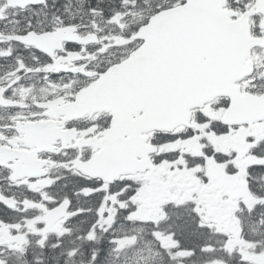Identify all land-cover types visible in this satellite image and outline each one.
Segmentation results:
<instances>
[{
    "label": "snow or ice",
    "instance_id": "6c2138e0",
    "mask_svg": "<svg viewBox=\"0 0 264 264\" xmlns=\"http://www.w3.org/2000/svg\"><path fill=\"white\" fill-rule=\"evenodd\" d=\"M0 264H264V0H0Z\"/></svg>",
    "mask_w": 264,
    "mask_h": 264
}]
</instances>
